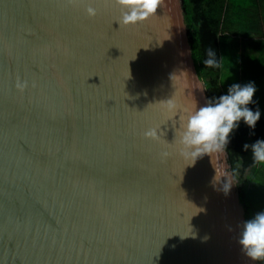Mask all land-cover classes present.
Wrapping results in <instances>:
<instances>
[{"label":"water","instance_id":"obj_1","mask_svg":"<svg viewBox=\"0 0 264 264\" xmlns=\"http://www.w3.org/2000/svg\"><path fill=\"white\" fill-rule=\"evenodd\" d=\"M182 13L0 0V264H254L227 152L181 155L209 103Z\"/></svg>","mask_w":264,"mask_h":264},{"label":"trees","instance_id":"obj_2","mask_svg":"<svg viewBox=\"0 0 264 264\" xmlns=\"http://www.w3.org/2000/svg\"><path fill=\"white\" fill-rule=\"evenodd\" d=\"M232 1L182 0L192 58L199 78L205 83L209 103L227 94L222 80L226 74L233 73L228 68L230 60L235 62L241 72L244 70V66H241L244 55L235 53L228 57L227 52L230 51L228 32L236 29L238 21L243 18L246 20L247 15L241 13L244 9L253 4H260L261 1L264 2V0H248L249 6H246V4H237ZM256 24L260 25L257 36L263 37L264 22L263 26L261 22ZM248 37H251V34ZM244 47L247 46L244 45ZM209 50H214L216 53L218 61L216 67H205L204 61L209 58ZM248 107L252 111L259 109L260 120L254 130L240 121L236 130L230 135L225 149L228 154V164L237 181L238 196L245 209L246 222L264 212V166L254 163L251 149L245 151L243 148L245 144L251 146L256 141L264 140V115L254 99ZM259 263L262 264V262Z\"/></svg>","mask_w":264,"mask_h":264},{"label":"clouds","instance_id":"obj_3","mask_svg":"<svg viewBox=\"0 0 264 264\" xmlns=\"http://www.w3.org/2000/svg\"><path fill=\"white\" fill-rule=\"evenodd\" d=\"M163 0H114L121 9L120 25H135L143 22L156 13ZM89 17H95L96 10L89 6L86 9ZM208 59L204 61L205 67H216L218 61L214 50H209ZM18 90L23 91L27 84L17 82ZM256 88L254 83L243 87L234 84L228 89L226 95L220 96L213 103L201 106L191 113L184 125L180 136L181 155L191 159V163L207 155L222 153L227 148L230 135L236 130L240 121L250 129H255L260 120V111H252L248 106L253 103ZM145 138L159 141L160 137L155 128L147 130ZM245 151L251 149L253 161L264 166V140L256 141L249 146H243ZM167 157L169 154H161ZM231 185H224L227 192ZM239 244L246 256L254 262L264 264V212L257 214L253 219L243 225Z\"/></svg>","mask_w":264,"mask_h":264},{"label":"crops","instance_id":"obj_4","mask_svg":"<svg viewBox=\"0 0 264 264\" xmlns=\"http://www.w3.org/2000/svg\"><path fill=\"white\" fill-rule=\"evenodd\" d=\"M251 7H253V16H256L254 20L256 22H261L263 26L264 2L261 1L260 4H253ZM259 43L262 45L261 50L254 48V45H259ZM246 44L247 47L245 49H247V51L244 50V62L241 63V66H244L243 73L241 69L235 65L234 61L230 60V62H228V68L233 71V75L231 74L232 78H237L234 79V82H237L241 87L249 83H254L256 92L253 99L257 102L264 115V36L261 37L256 34L254 36L251 35L250 41L249 39L248 42L246 40Z\"/></svg>","mask_w":264,"mask_h":264},{"label":"rangeland","instance_id":"obj_5","mask_svg":"<svg viewBox=\"0 0 264 264\" xmlns=\"http://www.w3.org/2000/svg\"><path fill=\"white\" fill-rule=\"evenodd\" d=\"M232 2L234 3H237V4H246V6L248 5L249 6V3H248V0H233ZM243 5V6H244ZM181 8H182V5H181ZM253 7H248L246 9H244L241 13L247 15V18L246 20L243 18L242 20L238 21L236 24V29L233 30V32H228L229 33V52H227L228 54V57L229 55H234L235 53L240 54V55H244V50L247 51V49H245L244 45L246 46L247 44L246 43V40L250 41V38L251 37H248L251 35H257V33H259V28L258 26L260 27L259 24H256L257 22L254 20L255 17H253ZM183 15V23L186 25V22H185V16H184V13H182ZM187 28V26H186ZM256 46V47H255ZM261 47L262 45L261 44H257V45H254V48H256L257 50H261ZM230 53V54H229ZM243 60L244 58H242V61L241 63H243ZM242 73H243V70H242ZM233 75V74H232ZM232 75L231 74H226L225 77H223V88L225 89L226 93H228V89L229 87H231L232 85L234 84H238L237 82L235 83L234 79H237V78H232ZM239 76V75H238ZM237 76V77H238ZM240 78V77H238ZM239 81V79H238ZM239 85V84H238ZM219 159L221 161V164H222V167H223V170H224V175L228 176V175H231L232 178H233V184H232V191L236 192L237 191V181L235 180L232 172H231V168H230V165L228 164V161H227V157L226 156H222L221 154H219ZM236 186V188H235Z\"/></svg>","mask_w":264,"mask_h":264}]
</instances>
